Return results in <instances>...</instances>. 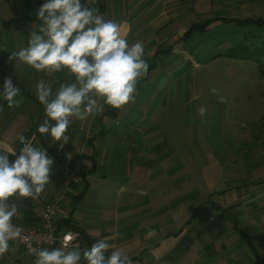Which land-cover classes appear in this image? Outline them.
Masks as SVG:
<instances>
[{
	"label": "rangeland",
	"instance_id": "1",
	"mask_svg": "<svg viewBox=\"0 0 264 264\" xmlns=\"http://www.w3.org/2000/svg\"><path fill=\"white\" fill-rule=\"evenodd\" d=\"M140 1L105 0L99 14L120 24L136 14ZM43 2L0 0V90L5 77L21 78L14 85L31 92L22 102L32 101L36 107L41 105L36 103V82L25 79L31 73L39 77V72L34 75L23 62L15 66L9 56L27 47L31 31H38L41 21L35 13ZM85 2L99 9L95 0ZM157 3V20L166 26L153 36L158 41L154 49L144 44V58L149 65L155 62V50L162 62H155L139 80L135 101L123 114L107 119L114 131L107 136L106 169L159 164L158 178L169 185L170 174L176 179L188 175L186 191L200 194V201L221 198V205H235L243 213L232 220L217 205H207L186 264H264V56L247 58L245 49L237 47L255 30L239 20L264 17V0ZM214 18L225 21L191 31L192 24ZM149 31L136 30L127 40L135 43ZM221 96L226 103L220 102ZM4 102L0 97V105ZM201 107L207 110L203 117L198 114Z\"/></svg>",
	"mask_w": 264,
	"mask_h": 264
},
{
	"label": "crops",
	"instance_id": "2",
	"mask_svg": "<svg viewBox=\"0 0 264 264\" xmlns=\"http://www.w3.org/2000/svg\"><path fill=\"white\" fill-rule=\"evenodd\" d=\"M154 1L155 5L152 3ZM98 2L105 7V0ZM157 2L159 0L140 1L135 6L138 8L136 14L128 21L120 22L122 35L126 39L136 30L143 33L145 29H151L146 32L147 37L141 35L138 40L143 45L149 42L145 47L150 46L152 49L158 45L153 36L158 35L166 25L160 26V20H157ZM148 4L152 5L145 7ZM102 16L105 19L108 17L105 13ZM150 33L151 38L148 39ZM154 52L155 50L151 51V54L155 62L161 64L162 57ZM31 69L37 75V71ZM30 75L25 80L37 83L43 79L54 90L58 87L57 79L61 82L74 79L67 74V70L52 76L43 72H39V77ZM13 81L15 84L22 80L17 78ZM20 90L18 97L30 96L31 92ZM28 102L30 103L21 102L14 108H9L6 101L0 105V149L18 152L22 147L18 137L24 135L34 145L48 150V154L54 158V165L52 181L39 199H15L19 211L18 218L13 219L14 222L21 223L29 218L28 224H35L41 221L44 207L54 203L61 217L60 228L78 232L81 253L96 240L107 239L112 248L125 250L134 264H186L191 259V250L197 245L196 236L201 228L199 220L203 218L207 205L215 203L220 210L227 211L226 216L232 220L243 214L235 205H221V201H218L221 198L200 201V194L187 192L186 183L183 182L188 175L183 179H176L169 173L172 176L167 175L170 178L169 185L168 180L158 178L159 164L155 168L153 163L148 168L141 165L142 167L135 170L106 169L109 161L107 136L114 129L104 114L111 106L104 105L102 113L86 120H74L66 133L70 141L60 149L59 142H55L50 135H41L38 131V126L45 119L44 106L39 104L33 107L32 101ZM36 103H40L39 100ZM125 109L126 105L116 109V112L120 115ZM15 158L9 154L10 161ZM126 158L129 160L131 155ZM77 165L79 183L67 185L63 171L68 166ZM116 232L120 234L118 237H114ZM10 243L15 251L6 253L0 259V264H34V255H29L16 243ZM82 261L86 264L85 260Z\"/></svg>",
	"mask_w": 264,
	"mask_h": 264
},
{
	"label": "clouds",
	"instance_id": "3",
	"mask_svg": "<svg viewBox=\"0 0 264 264\" xmlns=\"http://www.w3.org/2000/svg\"><path fill=\"white\" fill-rule=\"evenodd\" d=\"M35 15L41 26L31 31L28 46L11 52L9 60L15 66L23 62L48 76L67 70L74 78L57 79L55 90L43 79L34 85L45 110L38 131L50 135L63 149L70 141L66 133L74 120L102 113L104 105L120 109L134 102L136 86L148 75L149 64L144 59L143 43L130 44L118 22L106 20L97 9L86 6L85 0H44ZM20 91L11 77H5L0 97L9 108L18 107L23 99L17 98ZM211 91L217 92L215 88ZM219 99L227 102L223 96ZM206 111L201 107L198 114L203 117ZM18 140L22 145L18 152L0 149V259L15 251L10 242L28 239L13 223L19 211L15 199H39L52 181L54 158L48 150L24 135ZM9 154L16 157L14 161ZM119 235L114 233V237ZM75 240L68 234L60 247L29 246L28 254L36 257L34 264H81L82 259L86 264H134L125 250L112 248L107 239L96 240L83 253Z\"/></svg>",
	"mask_w": 264,
	"mask_h": 264
},
{
	"label": "built area",
	"instance_id": "4",
	"mask_svg": "<svg viewBox=\"0 0 264 264\" xmlns=\"http://www.w3.org/2000/svg\"><path fill=\"white\" fill-rule=\"evenodd\" d=\"M79 166H68L64 169L63 174L67 185L79 183L78 179ZM61 217L54 203L47 204L42 212L40 224L33 227L21 225L13 221L15 225L22 229V236L28 239L14 242L18 244L25 252L28 253L29 246L37 248H55L62 245L65 235L71 234L76 238L75 243L79 247V234L77 231L67 228H59ZM72 242H70L71 244ZM81 264L84 262L81 260Z\"/></svg>",
	"mask_w": 264,
	"mask_h": 264
},
{
	"label": "trees",
	"instance_id": "5",
	"mask_svg": "<svg viewBox=\"0 0 264 264\" xmlns=\"http://www.w3.org/2000/svg\"><path fill=\"white\" fill-rule=\"evenodd\" d=\"M95 3L97 5L99 3L98 0H95ZM104 10H105V7L99 5L98 13H101ZM214 21L215 22L220 21V23H222L225 21V19H221V20H218V18L207 19V20L203 21L202 25H198L197 23L192 24L190 29L192 31L193 29H196L198 27H203V30H204L208 26L213 24ZM238 23H245V24L252 25L255 28V30H253L252 32H249V34L246 35V37H243V39H246V40L244 41V43H240L238 45L236 44L237 47H243L245 49L247 58H256V60H259L260 57L264 56V31H262V30H264V17L261 16L255 20L252 19L251 17H248V18L239 20ZM159 53L160 52H157V54H159ZM153 66H155L154 61L149 65V68H151ZM262 72H264L263 69H262ZM139 85L140 84L138 82L136 87L138 88ZM117 115H119V114H117L116 108H113V107H111V109L104 114V116H106L108 119L113 118ZM213 205L215 206L216 204L213 203ZM221 211H222V213L227 215V211L226 212H225V210L224 211L221 210ZM28 219L29 218L25 219L24 222H21V223L16 222V223H19L21 225H25L28 227H33V226H37L40 224V221L36 222L35 224H28V222H27ZM66 225L69 227V224L67 222H66ZM59 228H60V226H59Z\"/></svg>",
	"mask_w": 264,
	"mask_h": 264
}]
</instances>
